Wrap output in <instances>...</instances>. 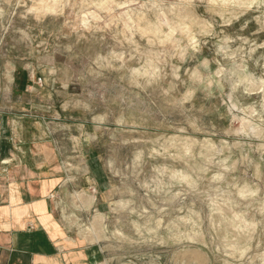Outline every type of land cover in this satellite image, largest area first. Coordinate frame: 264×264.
Masks as SVG:
<instances>
[{
    "label": "rangeland",
    "instance_id": "374dc122",
    "mask_svg": "<svg viewBox=\"0 0 264 264\" xmlns=\"http://www.w3.org/2000/svg\"><path fill=\"white\" fill-rule=\"evenodd\" d=\"M3 106L113 264H264V0H0Z\"/></svg>",
    "mask_w": 264,
    "mask_h": 264
},
{
    "label": "crops",
    "instance_id": "0c3cea01",
    "mask_svg": "<svg viewBox=\"0 0 264 264\" xmlns=\"http://www.w3.org/2000/svg\"><path fill=\"white\" fill-rule=\"evenodd\" d=\"M7 89L19 90L11 82ZM6 110L0 107V264H113L107 240L90 242L73 223L88 225L92 211L107 218L106 200L94 194L89 210L76 208L53 151L26 118Z\"/></svg>",
    "mask_w": 264,
    "mask_h": 264
}]
</instances>
